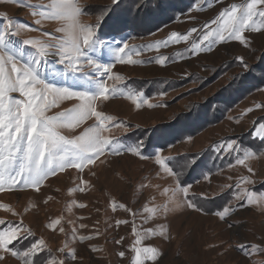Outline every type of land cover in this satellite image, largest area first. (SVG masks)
Returning a JSON list of instances; mask_svg holds the SVG:
<instances>
[{"label": "rangeland", "instance_id": "obj_1", "mask_svg": "<svg viewBox=\"0 0 264 264\" xmlns=\"http://www.w3.org/2000/svg\"><path fill=\"white\" fill-rule=\"evenodd\" d=\"M120 1L114 4L113 0H79L83 9L81 22L98 25L103 19H110L108 22L112 24L102 26L103 29H129L123 36L97 37L96 50L90 53L100 64H114L113 73L122 77L119 83L107 81L109 85L116 83L121 94L108 101H97V110L113 117V122L109 123L111 131H106V136L121 140V136L137 130V134L147 140L151 133H156L163 142L160 145L162 150L149 151L148 155L142 153L146 157L142 159L125 151V146L118 145L121 148L119 155L109 154V149L83 172L67 168L49 176L39 192L23 184L0 191V205L4 206L0 207V219L12 225L22 224L35 234L14 241L10 247L27 248L33 241L43 239L46 249L38 254L41 264L46 257L50 258L47 249H51V255L63 264H133L136 256L133 246L155 247L160 253L155 260L145 259L144 264H264V252L255 251L257 246L264 248V200L246 204L236 199L237 195L244 194V189L257 196L264 194V147L260 150L257 147L218 150L216 146L214 152L218 154L214 158L218 167H211V172L191 184H186L180 174L181 185L191 186L187 197L172 191L176 186L175 178L155 163V155L159 154L166 162L172 159L168 163L174 170H179L178 164H185L188 171L199 154L214 142L228 138L229 142L241 137L246 139L251 128L257 137L259 124L255 123L264 118V107H257L264 105V29L258 32L246 30L243 33L245 44L229 40L213 43L208 48L205 42L201 45L203 50L197 53L192 50V45L199 43L209 26L216 27L211 21L225 8L246 0H184L182 5L177 3L181 0ZM49 2L0 0V13L16 24L26 26L13 37L14 41L42 38L43 32H54L61 26V22L47 20L35 24L36 19L42 18L33 13L43 10L36 6ZM112 4L114 7L107 13ZM258 7L264 8V4ZM6 23L0 18V31ZM193 28L197 31L188 41L170 43L159 49L145 47L166 40L172 32L187 34ZM124 44L134 46L132 58L140 63L117 61L115 50ZM181 50H187L188 56L173 61L174 54ZM136 51L140 52L139 56L135 55ZM31 55L34 52L29 48L25 59ZM160 57H167L163 65L156 62ZM238 57H243V64L247 67ZM63 71L64 66L53 56L44 62L40 74L57 87L86 90L81 75L63 76L60 74ZM85 71L90 72V69L85 68ZM240 79L251 88L244 89V96L230 105L219 120L204 122L192 114L198 105L210 99V113L217 107L222 108L223 104L215 102V98L229 84L240 83ZM126 81L138 85L151 82L156 95L149 98L140 92L123 90L121 84ZM261 81V85L257 83ZM13 95L19 98L18 94ZM133 98L139 100V109ZM77 103L75 99L63 100L47 114L55 115ZM93 123L94 118L75 129L60 131L66 137L74 138ZM190 126L192 130L185 131ZM245 153L255 155L246 159L244 165H237V156L243 158ZM244 177L251 183H244L241 179ZM84 181L88 182L84 191H73L84 187ZM257 186H263V189L260 191ZM184 199L192 200L202 210L175 206ZM241 204L245 206L241 207ZM224 206L234 207L236 211L226 221H221L215 213ZM149 208H155V213L146 211ZM57 219L60 223L50 228L48 225ZM3 227L5 225H0V229ZM134 227L139 236L134 234ZM60 228L64 231L61 232ZM80 236L88 239L81 241ZM138 238L140 244H136ZM249 248L253 249L251 253L247 251ZM120 252L125 255L120 257ZM72 253L76 256L74 260ZM3 255L5 259L0 264H23L21 259ZM144 255L141 253L142 259Z\"/></svg>", "mask_w": 264, "mask_h": 264}, {"label": "snow or ice", "instance_id": "obj_2", "mask_svg": "<svg viewBox=\"0 0 264 264\" xmlns=\"http://www.w3.org/2000/svg\"><path fill=\"white\" fill-rule=\"evenodd\" d=\"M113 2L118 3L119 0H113ZM261 4H264V0H246L245 3L239 5L234 3L230 8H225L211 21V24L216 27L209 26L199 43L192 45V50L197 53L202 51L201 45L205 42L208 48H211L213 43L229 40L245 44L246 38L243 33L246 30L258 32L264 29V8L258 7ZM36 7L43 10L33 13L34 16L42 18L36 19L35 24L40 25L42 20H47L61 22V26L54 32H43L42 38H30L21 40L19 43L14 41L13 37L18 36L26 26L16 24L6 14L0 13V18L7 21L3 30L0 31V191L12 190L17 185L23 184L39 192L40 186L49 176H54L67 168H75L83 172L86 167L100 160L109 149H111L109 154L121 153V148L118 147L121 144L120 140L105 135L106 131H111L109 123L113 122V117L97 110V101H108L110 97L121 94V89L116 86V83L122 80L121 76L113 73L114 64H100L90 55L96 50L98 44L96 32L98 25L81 22L83 9L79 0H50L48 4H40ZM196 31L193 28L187 34L172 32L166 40L157 41L145 47L159 49L170 43L188 41L192 33ZM58 33L63 35H55ZM133 47L124 44L123 47L116 49L117 61L129 64L140 63L141 61L132 58ZM29 48L34 55L25 59V52ZM135 55L139 56L140 52L136 51ZM53 56L57 57L59 64L64 66V71L60 74L81 75L86 90L74 91L70 87H57L41 76V67L48 58ZM238 59L243 64V57ZM166 60L167 57H160L156 62L163 65ZM243 66L247 67L246 64ZM85 68L90 69V72L85 71ZM108 80H114L116 83L109 85ZM13 94H18L19 98ZM71 99L78 101L72 108L55 115L47 114L61 101ZM133 102L139 109L141 106L139 100L133 98ZM144 102L147 103V101ZM257 107H264V105H257ZM252 110L248 109V111ZM92 118L94 123L74 138H68L60 131L75 129ZM113 126L120 125L113 124ZM256 135L264 140V123L259 124ZM225 147L234 150V142L220 145L218 150H223ZM125 151L134 153L142 159L146 158L139 151V145L135 148H125ZM253 155L255 154L245 153L243 158L237 156L235 163L244 165L245 160ZM155 163L163 168L165 173L175 178L176 186L172 191L187 197L191 186L181 185L179 170H174L159 154L155 155ZM248 171L251 172L252 169L249 167ZM241 179L244 183H251L247 177ZM87 184L88 182L84 181V187H78L73 191H84ZM242 191L244 194L237 195L236 199L243 200L246 204H253L257 199L264 200V194L257 196L248 192L247 189ZM79 206L85 207L83 204ZM175 206H186L195 211L202 210L190 199L178 201ZM240 206L243 207L245 204ZM0 207L4 206L0 205ZM146 211L155 213L156 209L149 208ZM235 211L234 207L224 206L215 215L219 220L226 221ZM59 223L60 220L57 219L48 226L54 228ZM0 225H5L0 229V261L5 259L3 254H9L13 258L23 260V264H41L38 254L46 249L43 239L33 241L27 248L16 249L14 246L10 247L14 241L18 242L24 237L35 234L24 228L22 224L12 225L0 219ZM81 227L84 226L81 225ZM60 231L63 232L64 229L60 228ZM133 232L139 236L135 227ZM79 239L84 241L88 237L80 236ZM140 243L141 239L138 238L136 244ZM133 251L136 253L133 264H144L145 259L155 260L160 255L155 247L133 246ZM247 251L251 253L253 249L249 248ZM255 251L264 252V248L257 246ZM47 253L50 258L46 257L43 264H63V261H58L54 255H51V249H47ZM141 253L145 254L143 259ZM124 255V252L119 253L120 257ZM71 258L76 259L74 253Z\"/></svg>", "mask_w": 264, "mask_h": 264}, {"label": "trees", "instance_id": "obj_3", "mask_svg": "<svg viewBox=\"0 0 264 264\" xmlns=\"http://www.w3.org/2000/svg\"><path fill=\"white\" fill-rule=\"evenodd\" d=\"M122 1V0H121ZM120 1V2H121ZM123 1H127V0H123ZM133 1V0H132ZM135 3L139 0H134ZM184 0H181V1H178L177 3L179 5H182V2ZM189 2V0H186ZM192 1V0H190ZM115 4V3H114ZM114 4H112L111 6L108 7V12L107 13H110L109 11L112 10V7H114ZM117 4V3H116ZM110 22V19H104L102 20V22H98L100 24H98V29H97V37L98 39H102V38H105L106 36L108 35H114V36H123V34L126 32H129L128 28H121V30L119 31H116V30H108L106 29H103L102 26L104 27V25H111L112 23H109ZM153 27V25H152ZM101 28V29H100ZM110 28V26H109ZM134 30V29H133ZM116 31V32H114ZM130 33L132 34L133 31L131 30ZM189 52H187V50H181V51H177L174 56H173V61L174 59H177L178 57H186L188 56ZM245 79V78H244ZM241 80L243 81V83L241 82ZM239 82H233L231 85L229 84V86H226L225 88H223L224 92L218 94V96L215 98V102L219 101L220 103L223 104V107H217L218 110L220 111H217L214 110L212 111V113H210L209 111V107L208 104H209V101L211 100H208V101H204V103L198 105V107H196L192 114L194 113L195 116H199L202 118V120H204V122L206 121H214V120H219L220 117H222L224 114H225V111H228L230 105L232 106L237 100H239L240 98H242L244 95V92L245 90H248V88H251L249 86L246 87L245 83L247 81V78H246V81L243 80V79H240ZM150 84H146V85H138L134 82H125L122 85L123 87V90H127L129 91L130 93H134V92H140V93H143L146 97H151L153 95H156L155 93V86L153 84H151V82H149ZM239 83V85L237 86V84ZM258 84H262L263 82H257ZM160 84V82L158 83ZM247 88V89H246ZM245 89V90H244ZM240 94H242L241 96H239ZM200 111H202L200 113ZM200 113V114H199ZM198 120V119H197ZM260 123H264V118H262L261 120H259L258 122H256L255 124L258 125ZM192 126H190L191 128ZM199 128H204V126H198ZM187 129L185 131H191V129ZM198 128V129H199ZM253 130L254 128L250 129L248 131V136L245 138L241 137V138H236L235 141H234V147H238V148H248V147H257L258 150H260V148H263L264 147V140H260L259 138L255 137L254 133H253ZM137 130L133 131L132 133H127L122 137V139L120 140L121 141V144L120 145H123L125 146L126 148H135L137 145H139V151L142 152L143 154H147L150 153L149 151H152V150H155V149H158L160 148L162 150V146H160L163 142L162 140L157 137V134L156 133H151L150 137H148L147 140L144 139L143 136H141L140 134H137L136 132ZM182 133H184V131H181ZM229 139V138H228ZM228 139L226 140H222V141H219V143H212L210 144L209 147H207L206 151L205 152H202L199 154L198 158L196 159V161L194 162V164L192 166H190L188 168V171L185 170L186 169V166L185 164H181V166L178 164V169H179V172L180 174L182 173V178L185 180V183L186 184H191L192 182L196 181L197 179H200L202 177H205L206 173L208 172H211L213 168H215V165L216 167H218V163H216V159L214 158L215 157V154L217 155L218 153L217 152H214V149H216V146H219L220 144L221 145H224L226 143H228ZM264 149V148H263ZM210 151V152H209ZM171 160H167V162H171ZM213 167V168H211ZM258 190L261 191V189H263V186H257L256 187Z\"/></svg>", "mask_w": 264, "mask_h": 264}]
</instances>
